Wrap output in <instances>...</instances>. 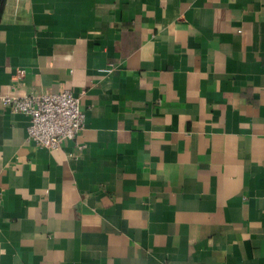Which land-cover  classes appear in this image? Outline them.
I'll list each match as a JSON object with an SVG mask.
<instances>
[{"label":"crops","instance_id":"0c3cea01","mask_svg":"<svg viewBox=\"0 0 264 264\" xmlns=\"http://www.w3.org/2000/svg\"><path fill=\"white\" fill-rule=\"evenodd\" d=\"M63 88L59 148L0 107V264H264V0H0V91Z\"/></svg>","mask_w":264,"mask_h":264},{"label":"built area","instance_id":"2783aa9c","mask_svg":"<svg viewBox=\"0 0 264 264\" xmlns=\"http://www.w3.org/2000/svg\"><path fill=\"white\" fill-rule=\"evenodd\" d=\"M102 70L111 72L114 67ZM20 73L23 74V70ZM0 107L26 114L30 119L27 138L46 148H59L68 140H76L86 124L81 97L68 88L57 92L31 91L24 95L0 91Z\"/></svg>","mask_w":264,"mask_h":264}]
</instances>
